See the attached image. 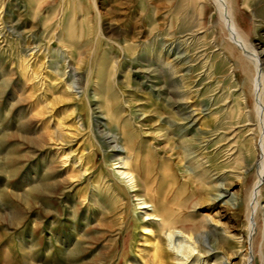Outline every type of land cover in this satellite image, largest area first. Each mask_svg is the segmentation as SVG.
<instances>
[{
    "label": "rangeland",
    "instance_id": "obj_1",
    "mask_svg": "<svg viewBox=\"0 0 264 264\" xmlns=\"http://www.w3.org/2000/svg\"><path fill=\"white\" fill-rule=\"evenodd\" d=\"M227 1L261 52L264 0ZM230 35L214 0H0V264H264L263 115ZM124 161L164 184L166 229Z\"/></svg>",
    "mask_w": 264,
    "mask_h": 264
},
{
    "label": "bare ground",
    "instance_id": "obj_2",
    "mask_svg": "<svg viewBox=\"0 0 264 264\" xmlns=\"http://www.w3.org/2000/svg\"><path fill=\"white\" fill-rule=\"evenodd\" d=\"M214 3L216 5L217 9L220 11V16L222 18V21H223L224 25L226 26V28L229 30V32L231 34L230 38L232 40H235L237 45H239L245 52H247L248 56L250 57V59L253 62L254 69H253V76L251 75L252 78L250 77L251 71L249 72L247 67H245L244 65H240L239 64V69L241 70L243 75L249 76L251 78L252 95L254 94L255 99H256L257 112L259 113L258 110H262L261 113L263 115L262 116L263 119L261 120V125H262V128L264 130V105H263L264 104L263 103V101H264V49L261 52H256L253 48L250 49L247 46V44L243 41L241 36L238 35V31L236 29V25H235V23H234V21L232 19V10H231V7H230V5H229L227 0H214ZM191 37H193V36H191ZM228 49L230 51L231 50L234 51V49L231 46H229ZM253 108H254V104H253ZM194 113H195L194 110L186 111V114H187L186 118L191 119L192 117H194ZM249 125H251V124L248 123L246 126H249ZM126 164L127 163L125 161L122 162V165H123L122 168L124 169V171L121 172V175L125 176V179H127L128 182L131 183V186H132L131 187V190H132L131 192L135 193L134 197H136L135 198L136 201H142V203H141V205H142L141 208L142 209H144V210L152 209V211H153V213L155 215L153 214L150 217V220H154V221L160 223V224L157 223L158 227L166 229L167 228L166 227L167 226L166 222L168 221L167 218L171 214H170V209H169V212H167L168 199L165 200L164 198L161 197V193H162V191L164 189V184L162 182H160V183L156 184V186L152 187L153 190L151 191V193L149 192L150 194L149 193L143 194V192L146 191L147 188H146V185H144L142 183L141 179H140L141 174L140 173H136L135 174L133 169H131V167L129 168ZM263 184H264V163L262 164V167L260 169L259 180H258V182H255L254 187L258 190V189H260L263 186ZM228 197H229V192H227V190H225L224 192H221L218 195V199L220 201H224ZM255 211H256V208H253L252 209V214H251L252 227L254 226V223H255L254 222ZM176 223L173 226L171 225V227H169V230H170V228L172 229V227H173V230H176V227H175ZM177 224H182V223L179 222ZM186 232H187L186 230H182L180 233H172L170 235V240L171 241L174 240L173 248H175V250H178L177 251L178 253H182V254L185 253L186 246L181 245L182 242H183L182 239H184V238L181 237L180 235H185ZM190 233L191 232H189V234ZM180 240L182 242H178L177 243V241H180ZM207 240L208 239L206 238L205 239V243H208ZM209 250L213 251V247H210ZM246 264H249V261Z\"/></svg>",
    "mask_w": 264,
    "mask_h": 264
}]
</instances>
